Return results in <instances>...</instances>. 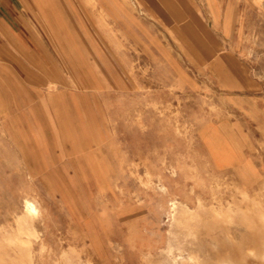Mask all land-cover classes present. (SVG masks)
I'll use <instances>...</instances> for the list:
<instances>
[{
    "label": "rangeland",
    "instance_id": "obj_1",
    "mask_svg": "<svg viewBox=\"0 0 264 264\" xmlns=\"http://www.w3.org/2000/svg\"><path fill=\"white\" fill-rule=\"evenodd\" d=\"M231 2L225 20L207 28L194 16L180 32L232 52L204 56L222 70L184 87L185 119L172 81L165 97L145 86L148 73L171 79L164 71H132L137 86L129 71L41 72L37 112L0 122V264H264V0ZM149 88L165 102H146ZM238 102L259 128L244 165L229 167L194 133V112L238 116Z\"/></svg>",
    "mask_w": 264,
    "mask_h": 264
},
{
    "label": "crops",
    "instance_id": "obj_2",
    "mask_svg": "<svg viewBox=\"0 0 264 264\" xmlns=\"http://www.w3.org/2000/svg\"><path fill=\"white\" fill-rule=\"evenodd\" d=\"M231 5V0H0V122L8 117L30 118L27 112H37L42 101L41 72L56 65L68 70L73 64L95 73L98 80L107 70L129 71L135 86L132 71L136 69L164 71L165 78L171 74V79H153L148 73L150 83L145 86H157L155 93L167 96L169 83L165 82L172 81L171 86L178 89L176 118L185 119L184 87L196 84V72L222 70L215 66L221 61L218 57L208 62L204 56L232 52L202 46L200 36L198 46H189L180 32L194 16L205 25L225 20L227 11L222 15L219 8ZM44 83L49 102L56 85ZM152 95L153 90L146 89V102H165ZM236 105L242 109L238 116L223 107L214 116L203 108L194 112V133L202 137L208 150L216 142V148L227 152L233 160L224 165L229 167L244 165L243 144L252 142L250 135L259 128L258 111L246 110L239 102ZM176 133L185 134L184 121ZM180 145L185 149L183 142Z\"/></svg>",
    "mask_w": 264,
    "mask_h": 264
},
{
    "label": "bare ground",
    "instance_id": "obj_3",
    "mask_svg": "<svg viewBox=\"0 0 264 264\" xmlns=\"http://www.w3.org/2000/svg\"><path fill=\"white\" fill-rule=\"evenodd\" d=\"M27 208L32 212H37L38 208L36 207L35 203L31 200H28L26 203Z\"/></svg>",
    "mask_w": 264,
    "mask_h": 264
}]
</instances>
